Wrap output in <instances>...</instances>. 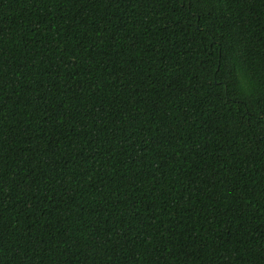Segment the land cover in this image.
<instances>
[{
	"label": "trees",
	"instance_id": "16d2710c",
	"mask_svg": "<svg viewBox=\"0 0 264 264\" xmlns=\"http://www.w3.org/2000/svg\"><path fill=\"white\" fill-rule=\"evenodd\" d=\"M0 264H264V0H0Z\"/></svg>",
	"mask_w": 264,
	"mask_h": 264
}]
</instances>
